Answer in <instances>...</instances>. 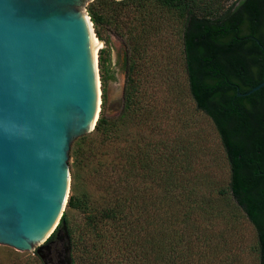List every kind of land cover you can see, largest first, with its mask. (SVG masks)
<instances>
[{
	"label": "trees",
	"instance_id": "obj_1",
	"mask_svg": "<svg viewBox=\"0 0 264 264\" xmlns=\"http://www.w3.org/2000/svg\"><path fill=\"white\" fill-rule=\"evenodd\" d=\"M86 10L105 44L101 110L71 144L66 208L46 243L62 230L70 264H264V86L238 95L263 80L264 0H92ZM109 29L128 44L116 115L106 113ZM0 264L44 261L0 246Z\"/></svg>",
	"mask_w": 264,
	"mask_h": 264
},
{
	"label": "water",
	"instance_id": "obj_2",
	"mask_svg": "<svg viewBox=\"0 0 264 264\" xmlns=\"http://www.w3.org/2000/svg\"><path fill=\"white\" fill-rule=\"evenodd\" d=\"M90 1L0 0V244L36 251L44 264L70 192L71 143L101 110ZM262 86L264 73L238 95ZM123 105L107 93L108 115ZM62 262L70 264L68 248Z\"/></svg>",
	"mask_w": 264,
	"mask_h": 264
},
{
	"label": "rangeland",
	"instance_id": "obj_3",
	"mask_svg": "<svg viewBox=\"0 0 264 264\" xmlns=\"http://www.w3.org/2000/svg\"><path fill=\"white\" fill-rule=\"evenodd\" d=\"M107 38H108L107 49L109 52L108 68L113 75V78L108 81L107 93L114 94L116 97L120 98L124 96V91L126 88L127 70H126V65H125L124 60H125V54L128 51V44L126 42V39L123 36H121L118 32H116L115 29L108 30ZM102 47H105L104 41L99 39L98 49ZM199 123H201L202 124L201 126H203V128L205 129V132H204L206 136L205 143H207L208 146H211V148L213 149L212 156L214 157L215 160L218 159L217 161H219V164H216V163L213 164V172H215V177L218 180L220 179L224 180L226 179L227 169H226V166H224L225 164L223 163L224 160L222 159V156L218 152L219 149L217 146V143H218L217 137L215 136L213 130L210 129V126H209L210 122L207 120V118H205L204 116L200 117ZM68 164H69V159H68ZM69 168H70V177H71L70 164H69ZM64 242H65V235H64V232L60 230L59 237L55 239L54 242H49L48 248L42 249V254L46 260L50 258L52 259L54 258L53 261L49 262V264H63L62 261H64ZM44 243H46V241ZM0 246L10 247L8 245H2V244H0ZM54 247L60 250L59 251L60 255L59 253H58V256L53 255ZM12 249L15 250L14 248ZM18 252L33 253L32 251H18Z\"/></svg>",
	"mask_w": 264,
	"mask_h": 264
},
{
	"label": "bare ground",
	"instance_id": "obj_4",
	"mask_svg": "<svg viewBox=\"0 0 264 264\" xmlns=\"http://www.w3.org/2000/svg\"><path fill=\"white\" fill-rule=\"evenodd\" d=\"M87 23H88V27H89V31H90V35H91V39H92L93 41H97V42H96V60H97V51H98V48H99V39L96 37V35H95L94 32L92 31V27H91L90 22L87 21ZM98 82H99V81H98ZM98 87H99V89H100L99 83H98ZM99 92H100V91H99ZM97 113H98V111H97Z\"/></svg>",
	"mask_w": 264,
	"mask_h": 264
}]
</instances>
